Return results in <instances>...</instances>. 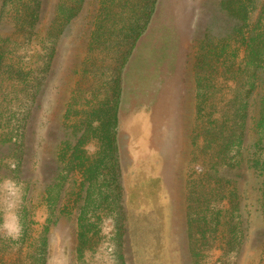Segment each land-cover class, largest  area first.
<instances>
[{
	"label": "rangeland",
	"instance_id": "obj_1",
	"mask_svg": "<svg viewBox=\"0 0 264 264\" xmlns=\"http://www.w3.org/2000/svg\"><path fill=\"white\" fill-rule=\"evenodd\" d=\"M154 4L0 0V178L25 186L23 232L0 233V264H48L60 222L72 264H264V0H207L179 238L129 233L114 115Z\"/></svg>",
	"mask_w": 264,
	"mask_h": 264
},
{
	"label": "water",
	"instance_id": "obj_2",
	"mask_svg": "<svg viewBox=\"0 0 264 264\" xmlns=\"http://www.w3.org/2000/svg\"><path fill=\"white\" fill-rule=\"evenodd\" d=\"M207 0H156L121 74L115 143L123 209L134 235L179 238L195 57ZM75 231L50 229L48 264H72Z\"/></svg>",
	"mask_w": 264,
	"mask_h": 264
},
{
	"label": "clouds",
	"instance_id": "obj_3",
	"mask_svg": "<svg viewBox=\"0 0 264 264\" xmlns=\"http://www.w3.org/2000/svg\"><path fill=\"white\" fill-rule=\"evenodd\" d=\"M24 184L12 177L0 178V233L6 238L17 240L23 232L21 208L24 197ZM88 256V252H85ZM99 264H118L114 255L107 259L97 257ZM234 260V254H229V262Z\"/></svg>",
	"mask_w": 264,
	"mask_h": 264
},
{
	"label": "trees",
	"instance_id": "obj_4",
	"mask_svg": "<svg viewBox=\"0 0 264 264\" xmlns=\"http://www.w3.org/2000/svg\"><path fill=\"white\" fill-rule=\"evenodd\" d=\"M156 1V0H155ZM246 10L248 9V8H245ZM146 26L147 25H145L144 27H142L141 28V30L139 31L141 34H142V32L145 30V28H146ZM139 33V34H140ZM140 37V36H139ZM118 106V105H117ZM116 112H117V110H116ZM114 128H115V130H116V113H115V115H114ZM113 142H114V144H115V136H114V140H113ZM261 167L262 168H264V163L262 162V164H261Z\"/></svg>",
	"mask_w": 264,
	"mask_h": 264
}]
</instances>
